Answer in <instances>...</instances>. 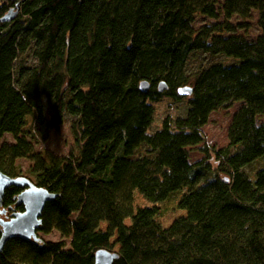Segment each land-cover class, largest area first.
I'll return each mask as SVG.
<instances>
[{
    "label": "trees",
    "instance_id": "1",
    "mask_svg": "<svg viewBox=\"0 0 264 264\" xmlns=\"http://www.w3.org/2000/svg\"><path fill=\"white\" fill-rule=\"evenodd\" d=\"M11 9L0 21V168L57 196L40 241L10 239L0 264H94L115 235L114 264H264V0H0V19ZM255 12L251 39L238 30ZM162 96L188 108L151 131ZM235 105L229 145L213 148L204 126ZM68 117L76 147L38 151ZM6 134L15 141L1 143ZM21 191L7 189L3 205L23 211ZM168 206L186 213L164 227ZM54 230L65 240L40 235Z\"/></svg>",
    "mask_w": 264,
    "mask_h": 264
},
{
    "label": "rangeland",
    "instance_id": "2",
    "mask_svg": "<svg viewBox=\"0 0 264 264\" xmlns=\"http://www.w3.org/2000/svg\"><path fill=\"white\" fill-rule=\"evenodd\" d=\"M219 1L223 2L224 0H219ZM254 15H255V19L246 22L249 23L248 27H244L243 29L238 30V33L246 34L251 39L257 38L261 33L258 13L255 12ZM207 20L208 18L206 17H201V16L197 17L196 20L197 27L206 23ZM238 21L240 20L237 19L236 17L232 19V22L234 23H238ZM199 60H202L204 63L208 61L204 59L203 56L199 57ZM198 63L199 62L196 61L193 62L194 65H198ZM155 107H156V113H155L154 121L150 127L151 131L159 129L163 119L168 115L171 116L184 115L188 108V102L187 99H184L182 101H176L172 97L162 96L161 99L155 103ZM239 108L240 105H235L230 109L214 111L212 113L209 122L203 128L204 134L206 136V142L208 143V145L212 146L213 148L214 147L223 148L229 145V136H228L229 127L232 122L233 115ZM5 141L8 143H13L15 141L14 136L11 134H6L5 138L1 141V143ZM74 147H76V141L71 131L69 117L67 118V122L64 123L60 127V129L52 130L50 132L48 140L46 141L41 140L36 143V149L38 151H42V150L50 151L53 154L59 156L68 154L70 150ZM202 156L203 155L201 154V152H199L197 149L191 150L192 160L194 161L198 160ZM17 164L21 167L22 172L29 173L27 171L33 165V161L26 158H20L17 160ZM10 187L6 188V191ZM137 204L146 205V204H150V202L147 199H145L143 196L138 195ZM168 208H167L168 209L167 212L160 218V222L164 227H169L176 218L186 213L184 210L171 209L170 206H168ZM126 223L131 224V220L127 219ZM106 228H107V223L102 222L101 229L105 230ZM40 235L47 241L57 242V241L65 240L62 234L57 230H54L52 233L49 234L40 233ZM116 240H117V236L115 235L111 241L115 243L114 249L116 251H119L120 245L116 242Z\"/></svg>",
    "mask_w": 264,
    "mask_h": 264
},
{
    "label": "water",
    "instance_id": "3",
    "mask_svg": "<svg viewBox=\"0 0 264 264\" xmlns=\"http://www.w3.org/2000/svg\"><path fill=\"white\" fill-rule=\"evenodd\" d=\"M17 14V11L11 9L0 21H11ZM149 87L150 84L146 81L140 84L142 91L146 92ZM166 89H168V85L165 82H161L159 91L164 92ZM178 92L182 96H188L193 93V88L191 86L181 87ZM10 186H17L23 189L17 196V202L24 205V210L15 212L9 220L0 218V226L2 227L0 251L13 238L39 242L40 238L37 236L36 231L42 223V212L46 203L54 200L57 196L47 188L38 186L29 177L24 175L12 177L4 173L0 168V203H2L6 188ZM118 257L119 251L100 248L95 252L94 264H114L115 259Z\"/></svg>",
    "mask_w": 264,
    "mask_h": 264
},
{
    "label": "flooded vegetation",
    "instance_id": "4",
    "mask_svg": "<svg viewBox=\"0 0 264 264\" xmlns=\"http://www.w3.org/2000/svg\"><path fill=\"white\" fill-rule=\"evenodd\" d=\"M22 189V188H21ZM23 190V189H22ZM22 192V191H21ZM4 202L2 200V203H0L1 205V210H0V218H3L5 220H9L13 217V214L15 212H17V209L15 207H12V206H5L3 205ZM19 204V203H18ZM19 205H23V204H19ZM24 206V205H23ZM11 214L10 216L8 215Z\"/></svg>",
    "mask_w": 264,
    "mask_h": 264
}]
</instances>
